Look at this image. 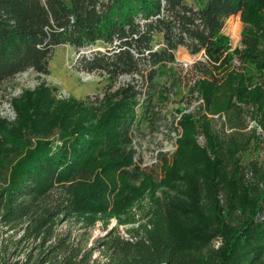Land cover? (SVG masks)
<instances>
[{"label": "trees", "instance_id": "trees-1", "mask_svg": "<svg viewBox=\"0 0 264 264\" xmlns=\"http://www.w3.org/2000/svg\"><path fill=\"white\" fill-rule=\"evenodd\" d=\"M263 6L264 0H0V89L4 80L29 69L48 74L54 52L63 44L79 52L75 67L80 71L101 72L113 82L131 77L108 96L109 113L99 122L60 133L71 149L38 142L16 163L11 183L0 188V233L40 240L41 246L50 242L41 259L49 251L69 253L67 239H55L54 228L61 220L77 219L89 227L98 216H107L103 194L108 183L98 179L99 169H109L121 180L124 194L138 192V184L152 171L135 147L140 133L137 109L151 108L159 76L174 71L173 91L181 85L174 65L176 51L184 47L206 58L199 63L196 88L204 93L208 87L210 107L228 111L237 98L254 106L248 115L258 127L245 131L246 122L237 124L243 131L226 142L208 133L209 151L196 149L185 137L184 146L192 154L184 157L183 165L169 168L175 176L168 179L181 194H168L175 214L166 217L174 224L155 227L150 241L112 249L105 264L263 263L264 23L259 34L244 32V49L235 52L253 73L245 67L228 74L233 55L226 52L225 35L228 18L256 15ZM254 73L261 81L257 88ZM18 108L21 116H30L29 104ZM239 111H244L242 106ZM2 132L12 133L5 127ZM6 142L8 137L0 138V155L8 149ZM251 149L255 157L245 161Z\"/></svg>", "mask_w": 264, "mask_h": 264}, {"label": "rangeland", "instance_id": "rangeland-1", "mask_svg": "<svg viewBox=\"0 0 264 264\" xmlns=\"http://www.w3.org/2000/svg\"><path fill=\"white\" fill-rule=\"evenodd\" d=\"M258 14H240L228 18L225 25L226 52L233 55L228 74L244 71L245 67L253 73L254 69L249 68V65L243 66L235 52L244 49V32H262L264 6ZM78 57L76 49L63 44L56 48L48 74H39L29 69L2 82L0 138L4 141L8 137L9 142L6 143L9 145L0 155V188L9 186L16 163L35 148L38 142L51 141L57 146L71 149L72 145L65 142L68 138L62 140L60 133L68 128L76 130L99 122L109 113L112 98L108 96L114 88L131 80L129 75H123L113 82L101 72L80 71L75 67ZM176 58L175 77L180 78L181 85L173 91L171 75L174 71L159 76L151 108L137 109L140 133L135 147L141 154L143 165L152 171L147 180L138 184V192L124 194L122 181L110 175L109 169H99L98 179L108 183L103 194L104 197L107 193V216H98L100 219L89 227H83L77 219L61 220L54 228L55 239L65 237L72 246L69 253L49 251L47 257L44 259L43 256L41 259L50 242L41 246L40 240H24L20 234L2 232L0 264H105L109 260L107 254L112 249L118 250L127 242L134 243L140 239L150 241L149 232L152 233L155 227L174 224L173 218L170 220L166 217L168 214H175V206L170 203L168 194L171 193L176 198L181 194L168 179L175 176L169 168H175L177 162L183 165L184 157L190 153L184 146L185 137L188 136L199 147H195L196 149L209 151L211 142L208 133L226 142L231 134L243 131L237 124L246 122L248 128L245 131L258 127V123L248 115L254 106H245L237 98L233 99V106L228 111L216 110L214 105L210 107L208 87L205 86L204 93L196 88L198 78L201 77L199 63L207 62L202 54L193 55L184 47H179ZM221 75L222 73H217L218 77ZM254 75L253 88H257L261 81L256 73ZM261 90L264 92V86ZM223 92L225 91L222 90L220 96ZM144 100L141 103H145ZM21 103H27L31 107L29 117L27 114L21 116L18 108ZM38 103L50 109L45 112V107ZM239 106L243 107L244 113L239 111ZM238 114L243 115V121ZM192 125L194 128H191ZM3 127L12 133L2 132ZM179 150L182 153L177 159ZM254 157V149H251L244 155V160ZM180 169L181 166L178 170ZM179 173H182L181 170ZM205 176L208 181L209 176L206 173ZM178 177L180 176L175 178ZM159 213H163L165 219ZM221 243L222 239H219L216 247Z\"/></svg>", "mask_w": 264, "mask_h": 264}, {"label": "built area", "instance_id": "built-area-1", "mask_svg": "<svg viewBox=\"0 0 264 264\" xmlns=\"http://www.w3.org/2000/svg\"><path fill=\"white\" fill-rule=\"evenodd\" d=\"M226 33V32H225ZM200 54H202L203 55V53H200Z\"/></svg>", "mask_w": 264, "mask_h": 264}]
</instances>
